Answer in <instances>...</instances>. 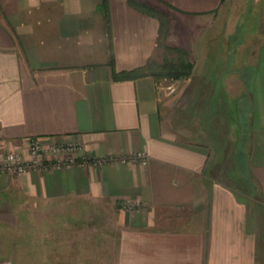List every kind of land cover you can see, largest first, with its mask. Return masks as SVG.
<instances>
[{
  "label": "crops",
  "instance_id": "crops-1",
  "mask_svg": "<svg viewBox=\"0 0 264 264\" xmlns=\"http://www.w3.org/2000/svg\"><path fill=\"white\" fill-rule=\"evenodd\" d=\"M137 2L173 7L164 42L188 51V76L155 68L160 21ZM252 4L261 40L231 58L241 27L228 21L230 0H0L5 139L70 136L93 156L149 155L2 173L0 220L106 203L117 226L110 264H264V0ZM241 150L254 202L214 160Z\"/></svg>",
  "mask_w": 264,
  "mask_h": 264
},
{
  "label": "rangeland",
  "instance_id": "rangeland-1",
  "mask_svg": "<svg viewBox=\"0 0 264 264\" xmlns=\"http://www.w3.org/2000/svg\"><path fill=\"white\" fill-rule=\"evenodd\" d=\"M230 1L233 5L229 10L226 9L229 14L228 21L235 19V23H239L241 27L236 38L229 41L228 53L232 58L236 49L242 47L240 51L247 47V52H251L261 40V33L257 25L253 0ZM154 6L165 12L170 22L173 7L161 3ZM248 8L253 9L252 16L249 14L252 10L248 11ZM202 37L204 38L205 34ZM162 48L165 57L173 56V51L167 47ZM208 53L209 61L214 62L216 52L209 50ZM247 56L250 58L251 54ZM232 156L236 158L229 162H223L221 156L214 157L215 162L217 160L219 162V165H216L217 169H222V181L243 193L247 197L246 200L256 201L257 192L253 188L255 183L246 166L242 150L239 160L236 154ZM61 205L63 204L55 205L51 211H8L5 216L2 215L0 264H110L111 254L117 243L114 211L110 210L106 203H101L100 210L93 204L77 201L63 206V209Z\"/></svg>",
  "mask_w": 264,
  "mask_h": 264
},
{
  "label": "built area",
  "instance_id": "built-area-1",
  "mask_svg": "<svg viewBox=\"0 0 264 264\" xmlns=\"http://www.w3.org/2000/svg\"><path fill=\"white\" fill-rule=\"evenodd\" d=\"M149 156L144 150L130 155L107 158L88 153L79 139L70 136L54 137L31 136L23 141L5 139L0 126V174L20 175L31 170L63 169L76 164L92 163L99 165L105 161L148 163Z\"/></svg>",
  "mask_w": 264,
  "mask_h": 264
},
{
  "label": "trees",
  "instance_id": "trees-1",
  "mask_svg": "<svg viewBox=\"0 0 264 264\" xmlns=\"http://www.w3.org/2000/svg\"><path fill=\"white\" fill-rule=\"evenodd\" d=\"M137 4L140 5V9L143 8L142 10H147L150 14L155 15L159 18V40L165 45V47H167V49L173 51L174 53L173 56L167 55L165 57L164 63H162L161 66L155 67H157L158 69H164L171 77L181 78L184 76H188L193 67L192 62L189 59L188 51L180 47L171 46L164 42V39L166 38V35L169 31V19L167 14L165 12H162L158 7L156 8L154 4L145 2H137Z\"/></svg>",
  "mask_w": 264,
  "mask_h": 264
}]
</instances>
